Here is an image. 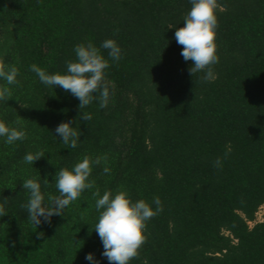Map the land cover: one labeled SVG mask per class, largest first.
<instances>
[{
    "label": "trees",
    "instance_id": "1",
    "mask_svg": "<svg viewBox=\"0 0 264 264\" xmlns=\"http://www.w3.org/2000/svg\"><path fill=\"white\" fill-rule=\"evenodd\" d=\"M216 4L219 62L205 82L190 75L174 38L190 0H0V62L19 70L0 120H20L27 132L13 145L0 139V264H90L88 252L109 264L93 229L96 189L162 201L130 264H264V220L247 224L264 204V0ZM108 38L123 55L106 70V108L94 100L80 109L70 92L29 70L35 63L63 71L76 44L99 47ZM68 120L82 133L75 149L54 136ZM26 152L44 156L30 165ZM85 155L106 156L110 173L103 160L93 166L94 187L35 228L20 206L23 179L36 177L56 194V171Z\"/></svg>",
    "mask_w": 264,
    "mask_h": 264
},
{
    "label": "clouds",
    "instance_id": "2",
    "mask_svg": "<svg viewBox=\"0 0 264 264\" xmlns=\"http://www.w3.org/2000/svg\"><path fill=\"white\" fill-rule=\"evenodd\" d=\"M191 7L183 17V26L176 27L174 38L176 43L182 45L181 56L185 61H191L188 68L193 77L202 73L201 80L211 82L216 78L213 65L219 62L217 45L215 43L218 19L216 14V0H190ZM176 25H170L173 28ZM101 49L107 50V57ZM75 60L65 62L63 71L48 72L45 68L33 63L29 70L36 74L39 81L47 86L56 88L59 86L70 92L79 100L78 107L84 109L94 100L99 102V108H106L110 101V88L106 82V70L111 62H119L122 59V49L115 39L103 40L99 47L92 41L78 43L73 49ZM19 70L15 65L0 62V102L8 101L12 96L9 85L18 84ZM83 120H90V113H80ZM17 126H9L4 120H0V139L7 145H13L17 141L27 138V132L20 120L15 122ZM53 133V132H52ZM82 133L73 126V121H62L54 129V136L67 145L69 149L78 147ZM231 149L225 151V157ZM44 156L43 152H26L22 160L26 164L33 165L36 160ZM104 161L103 173H110L107 166V157L88 155L83 156L71 168L62 167L54 174L56 194L42 190L40 179L36 177L25 178L22 188L26 192V201L21 208L27 213V220L38 228L44 223H51V218L64 216L69 205L77 200L86 189L94 187V181L89 177L93 166L100 165ZM215 167H222L221 158L214 161ZM49 180L45 177L43 184L46 187ZM96 197L94 207L98 213L94 230L102 243L101 256L106 258L109 264H130V261L138 255L139 248L146 240V224L154 216L163 210L159 196H154L152 204L144 199L133 201L126 191L100 190L93 192ZM6 214L5 208L0 203V216ZM43 236V232L37 234ZM84 259L90 264H101L95 254L88 252Z\"/></svg>",
    "mask_w": 264,
    "mask_h": 264
},
{
    "label": "rangeland",
    "instance_id": "3",
    "mask_svg": "<svg viewBox=\"0 0 264 264\" xmlns=\"http://www.w3.org/2000/svg\"><path fill=\"white\" fill-rule=\"evenodd\" d=\"M255 215H256L255 220H258V221H262V220H264V204L261 205V206L257 209ZM253 223H254L253 220H248V221H247V224H248L249 227H251V226L253 225Z\"/></svg>",
    "mask_w": 264,
    "mask_h": 264
},
{
    "label": "built area",
    "instance_id": "4",
    "mask_svg": "<svg viewBox=\"0 0 264 264\" xmlns=\"http://www.w3.org/2000/svg\"><path fill=\"white\" fill-rule=\"evenodd\" d=\"M255 218H256V215H255ZM262 221H263V220H262ZM253 222H254V223H255V222H258V220H255V219H254ZM254 223H253V224H254Z\"/></svg>",
    "mask_w": 264,
    "mask_h": 264
}]
</instances>
